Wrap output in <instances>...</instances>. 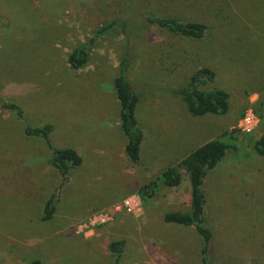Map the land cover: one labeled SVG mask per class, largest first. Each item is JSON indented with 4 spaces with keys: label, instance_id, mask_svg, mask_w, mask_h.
I'll return each mask as SVG.
<instances>
[{
    "label": "rangeland",
    "instance_id": "rangeland-1",
    "mask_svg": "<svg viewBox=\"0 0 264 264\" xmlns=\"http://www.w3.org/2000/svg\"><path fill=\"white\" fill-rule=\"evenodd\" d=\"M152 16L203 23L207 35L169 34L146 21ZM98 29L107 30L95 37ZM84 43L89 60L73 71L68 56ZM126 50L144 134L137 164L124 153L113 90ZM201 68L215 75L203 90L229 95L225 115L192 117L169 94ZM247 110L258 119L250 134L238 129ZM46 125L52 144L82 158L65 178L49 164L46 143L24 134ZM263 135L264 0H0V264H113L108 244L119 240V264H200L196 232L163 221L189 211L187 175L178 168L174 188L157 177L212 139L231 149L202 187L210 264H264V158L253 150ZM54 194L55 212L44 221ZM129 196L139 200L135 213L75 234L93 212Z\"/></svg>",
    "mask_w": 264,
    "mask_h": 264
},
{
    "label": "trees",
    "instance_id": "trees-1",
    "mask_svg": "<svg viewBox=\"0 0 264 264\" xmlns=\"http://www.w3.org/2000/svg\"><path fill=\"white\" fill-rule=\"evenodd\" d=\"M146 21L169 34L203 40L207 35V26L203 23L185 21L178 17H148ZM108 29V28H107ZM107 29L95 30L94 36L98 37ZM90 43L78 45L68 56L67 62L73 71L82 69L89 60ZM131 51L126 50L119 61L118 74L113 80V90L119 105V127L126 139L124 153L132 164H137L140 157V147L144 134L136 118V106L138 96L134 92L131 81L128 78ZM214 73L201 68L195 71L184 86L170 88L172 97L179 98L186 106L187 112L192 117L205 115H225L229 109V95L221 89L203 90L202 87L214 81ZM8 110L21 115L20 109L12 104L4 105ZM51 127L46 125L38 128L27 127L24 134L28 137L42 139L50 152L49 164L65 178L72 170L82 164V158L73 148H58L50 140ZM231 146L220 139H212L194 149L186 155L177 166L166 168L157 177V181L168 188H174L181 183V174L178 168H183L190 186L189 211L168 212L163 215L166 224H173L192 228L202 240L200 250V264H210L209 251L213 240V233L208 225L206 213V201L203 192V184L209 171L214 170L222 161ZM254 152L264 158V135L253 144ZM147 187V186H145ZM57 203L56 195H52L43 210V220L49 221L53 217ZM125 246L124 240L112 241L108 244V250L114 256V263L119 264V257ZM29 264H42L38 259Z\"/></svg>",
    "mask_w": 264,
    "mask_h": 264
},
{
    "label": "built area",
    "instance_id": "built-area-1",
    "mask_svg": "<svg viewBox=\"0 0 264 264\" xmlns=\"http://www.w3.org/2000/svg\"><path fill=\"white\" fill-rule=\"evenodd\" d=\"M258 124V119L252 110L244 112L239 121L238 129L246 134L254 131ZM139 209V200L136 196H129L122 200L119 204L113 205L110 208L99 209L93 212L84 221L79 222L75 226V234L78 236L89 235L94 230L101 228L113 222L114 216L119 212L133 214Z\"/></svg>",
    "mask_w": 264,
    "mask_h": 264
},
{
    "label": "crops",
    "instance_id": "crops-1",
    "mask_svg": "<svg viewBox=\"0 0 264 264\" xmlns=\"http://www.w3.org/2000/svg\"><path fill=\"white\" fill-rule=\"evenodd\" d=\"M184 158V157H183Z\"/></svg>",
    "mask_w": 264,
    "mask_h": 264
}]
</instances>
